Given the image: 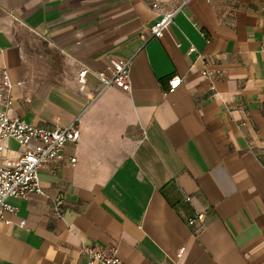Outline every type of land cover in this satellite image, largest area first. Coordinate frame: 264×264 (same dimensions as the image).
I'll return each instance as SVG.
<instances>
[{"label": "crops", "instance_id": "0c3cea01", "mask_svg": "<svg viewBox=\"0 0 264 264\" xmlns=\"http://www.w3.org/2000/svg\"><path fill=\"white\" fill-rule=\"evenodd\" d=\"M112 60L129 91L95 75ZM0 74L10 115L80 128L38 169L42 192L7 198L0 264H86L81 245L122 264H264V0H0ZM2 145L0 166L21 152Z\"/></svg>", "mask_w": 264, "mask_h": 264}, {"label": "built area", "instance_id": "2783aa9c", "mask_svg": "<svg viewBox=\"0 0 264 264\" xmlns=\"http://www.w3.org/2000/svg\"><path fill=\"white\" fill-rule=\"evenodd\" d=\"M188 0H185V2ZM152 8L157 10L158 3L151 4ZM175 11L162 12L159 19L151 27L153 37H161L164 30L172 22ZM191 49H194L193 47ZM87 68L79 70L78 79L81 84L85 82ZM104 86L115 85L124 91L131 89V76L129 72V61L112 60L109 67V73L101 69L94 71ZM202 73L210 76L211 71L203 68ZM182 81V77L175 75L168 81L169 86L165 92L173 91ZM8 82L0 74V150L3 148L2 140L12 137L19 143L21 152L18 158L6 160L0 166V219L8 222L4 211L15 212L16 207L7 202L10 196L23 197L31 192H42L38 169L46 160L56 158L61 149L68 141H77L80 136V128L74 120L65 126L55 128H45L27 122L20 116L10 115L7 108L11 102ZM264 106V102H263ZM35 144L30 146L29 143ZM75 161V157L71 158ZM61 200H57L59 207ZM204 213L196 212L188 219L189 224L200 225L204 221ZM81 252L88 254L86 264H122L118 255L117 247L111 245L100 247L96 245H81ZM184 251V246L178 249V256Z\"/></svg>", "mask_w": 264, "mask_h": 264}]
</instances>
